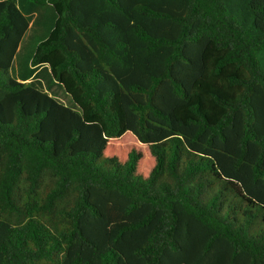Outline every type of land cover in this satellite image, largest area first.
Wrapping results in <instances>:
<instances>
[{
	"label": "trees",
	"instance_id": "16d2710c",
	"mask_svg": "<svg viewBox=\"0 0 264 264\" xmlns=\"http://www.w3.org/2000/svg\"><path fill=\"white\" fill-rule=\"evenodd\" d=\"M0 264H264V0H0Z\"/></svg>",
	"mask_w": 264,
	"mask_h": 264
},
{
	"label": "rangeland",
	"instance_id": "374dc122",
	"mask_svg": "<svg viewBox=\"0 0 264 264\" xmlns=\"http://www.w3.org/2000/svg\"><path fill=\"white\" fill-rule=\"evenodd\" d=\"M28 35L29 34H27V36L25 37L23 45H33L38 40L36 36L28 38ZM19 57L20 59L24 60L23 58H25V52L21 53ZM40 81L42 83L43 89L46 90L51 96H53L57 101L63 103L64 105L72 107L70 97L63 91L60 86H58L57 84H50V82L48 83V78L46 76L40 77Z\"/></svg>",
	"mask_w": 264,
	"mask_h": 264
}]
</instances>
